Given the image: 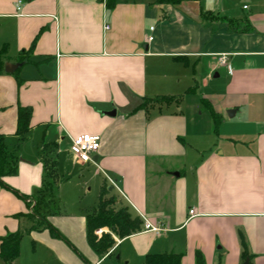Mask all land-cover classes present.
I'll list each match as a JSON object with an SVG mask.
<instances>
[{
    "label": "crops",
    "instance_id": "1",
    "mask_svg": "<svg viewBox=\"0 0 264 264\" xmlns=\"http://www.w3.org/2000/svg\"><path fill=\"white\" fill-rule=\"evenodd\" d=\"M15 2L0 0V133L17 156L0 183V237L21 233L9 264H142L162 252L264 264V0ZM5 62L21 65L6 73ZM210 82L206 119L151 102ZM18 106L31 112L20 140ZM81 133L101 135L93 162L64 152ZM68 166L86 168V182L71 185ZM103 184L116 208L162 230L99 227L114 243L96 253L86 216Z\"/></svg>",
    "mask_w": 264,
    "mask_h": 264
},
{
    "label": "trees",
    "instance_id": "2",
    "mask_svg": "<svg viewBox=\"0 0 264 264\" xmlns=\"http://www.w3.org/2000/svg\"><path fill=\"white\" fill-rule=\"evenodd\" d=\"M182 1L188 0H155L158 4L175 5ZM108 8L112 7L113 0H106ZM209 14V13H207ZM27 57L26 53L21 52L20 61ZM0 72H2V60L0 52ZM181 100L180 95H157L151 99L152 103L172 102L178 104ZM150 102V101H149ZM146 102H144L145 105ZM210 112L213 114L212 109ZM30 108L26 106H18L16 135L18 140L22 139L29 130ZM17 156L15 151L7 149L4 142V135L0 133V183L2 177L6 174L14 173L16 170ZM107 191L103 184L100 187L99 200L97 208L86 216V233L88 243L92 249L98 254L105 253L114 243L113 239L107 233L102 234L99 238L96 237L94 230L99 227L113 226V231L119 237H124L139 231L142 227V221L138 215H133L126 206L115 207L116 197H105ZM26 197H23L25 199ZM32 212L36 213L34 210ZM48 226L53 236L64 239L62 235L50 225ZM21 239L20 232H11L0 237V257L4 264H9L19 253V244ZM65 240V239H64ZM67 242V241H66ZM68 245L71 246L69 242ZM142 264H181V256L175 253H149L145 256ZM196 264H204L198 253Z\"/></svg>",
    "mask_w": 264,
    "mask_h": 264
},
{
    "label": "rangeland",
    "instance_id": "3",
    "mask_svg": "<svg viewBox=\"0 0 264 264\" xmlns=\"http://www.w3.org/2000/svg\"><path fill=\"white\" fill-rule=\"evenodd\" d=\"M212 81L215 82L216 80H212ZM214 82H210L206 87L204 86L202 87L199 83L198 86L196 87L197 88L196 92L193 95L188 94L187 96L184 93L179 94L181 96V100L179 102L178 107L192 118L198 117V118L206 119L208 115L207 112L208 108L204 105L203 99H205V97L214 90L212 86ZM199 111L202 112V115H199ZM69 147L67 145V141H65L63 143L65 154H67V150L69 149ZM63 171L64 173L67 174L66 178L69 180L68 182L71 185H75L78 182V180L80 181L85 180L86 182V168L80 169L78 166H68V168H66L65 170L63 169ZM79 201L81 204L86 203V195L81 196ZM103 228L111 230V228L113 229V226L108 225V226H103ZM104 233L110 235V232L106 231L101 233L100 236Z\"/></svg>",
    "mask_w": 264,
    "mask_h": 264
},
{
    "label": "built area",
    "instance_id": "4",
    "mask_svg": "<svg viewBox=\"0 0 264 264\" xmlns=\"http://www.w3.org/2000/svg\"><path fill=\"white\" fill-rule=\"evenodd\" d=\"M16 8H20L21 0H16L15 2ZM245 8L246 5H243ZM152 29V27H150ZM148 40L152 39V36H148ZM218 62L221 65H225L230 71V67L226 63L225 54L218 55ZM101 135L100 134H90V133H81L76 136L71 137L70 139V147L69 150L71 154L80 162H93V155L98 151L100 147ZM109 181L114 184L112 179ZM190 213H193V209L189 210ZM142 219V228L140 230L143 231H153L159 232L162 230L159 223H151L146 217L143 215H139ZM102 229H96L95 233L100 234Z\"/></svg>",
    "mask_w": 264,
    "mask_h": 264
},
{
    "label": "water",
    "instance_id": "5",
    "mask_svg": "<svg viewBox=\"0 0 264 264\" xmlns=\"http://www.w3.org/2000/svg\"><path fill=\"white\" fill-rule=\"evenodd\" d=\"M21 65V62H5L4 63V72L6 73H12L14 70H16ZM232 110L227 111L226 113L229 115Z\"/></svg>",
    "mask_w": 264,
    "mask_h": 264
}]
</instances>
